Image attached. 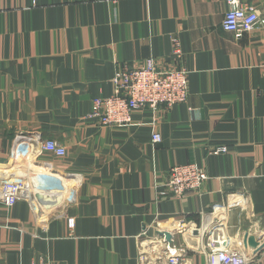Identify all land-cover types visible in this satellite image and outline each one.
I'll list each match as a JSON object with an SVG mask.
<instances>
[{
    "label": "crops",
    "instance_id": "0c3cea01",
    "mask_svg": "<svg viewBox=\"0 0 264 264\" xmlns=\"http://www.w3.org/2000/svg\"><path fill=\"white\" fill-rule=\"evenodd\" d=\"M243 1L264 18V0ZM227 11L226 0H0V181H26L11 208L0 198V264H170L167 246L189 245L200 250L188 264H206L211 232L264 264L243 238L254 230L264 243V23L237 36L223 28ZM173 37L187 102L137 110L130 126L88 117L118 68L175 64ZM43 140L66 155H37ZM21 141L29 154H14ZM186 163L209 179L164 198L169 168Z\"/></svg>",
    "mask_w": 264,
    "mask_h": 264
},
{
    "label": "built area",
    "instance_id": "2783aa9c",
    "mask_svg": "<svg viewBox=\"0 0 264 264\" xmlns=\"http://www.w3.org/2000/svg\"><path fill=\"white\" fill-rule=\"evenodd\" d=\"M226 1L228 11L223 21V28L226 31L242 36L246 32H253L264 23V18L258 13L254 5L243 0ZM172 43L175 64L163 67L154 58H150L144 65L138 67L118 68L113 79V94L109 97L94 98L88 117L103 127L130 126L137 110L156 112L161 107L167 109L187 102L189 99V70L181 65L183 49H181L179 38L173 37ZM152 141L154 143L161 142V134L154 132ZM36 148L37 155L48 152L56 157H63L67 153L66 148L54 140L38 142ZM31 150L30 142L21 141L15 148L14 154L27 155ZM226 151L225 146H218L212 152L216 154ZM167 177L168 180L160 193L164 198L176 197L179 199H182L187 193H199L209 179L206 171L193 163L172 165ZM46 180H54L57 183L60 181L55 176ZM46 180L43 183L44 189H57L50 187ZM25 185L26 181L22 178L0 181V198L11 208L22 197ZM215 210L217 209L215 208ZM74 226V219H69L68 227L73 230ZM188 227V222L182 219L178 222L177 231L184 234ZM205 238L208 239L209 247L206 252V264H250L248 256L240 247H233L231 239L216 237L212 232ZM190 248L200 250L199 247H192L191 245L180 248L167 246L169 263L188 264L187 253ZM141 257L142 259L145 258L143 253H141ZM32 264H51V262L46 258L39 257Z\"/></svg>",
    "mask_w": 264,
    "mask_h": 264
},
{
    "label": "water",
    "instance_id": "95a60500",
    "mask_svg": "<svg viewBox=\"0 0 264 264\" xmlns=\"http://www.w3.org/2000/svg\"><path fill=\"white\" fill-rule=\"evenodd\" d=\"M38 199V201H40L41 203L42 202H45L46 201V197L42 194H36L35 195ZM162 236H165L166 237V240H169L171 241L173 235L172 233L170 232H161L160 233ZM195 234H198V231L196 230L195 231ZM244 238V244L247 246V247H251L253 252L252 254L257 256L259 255V253H261L263 250H264V243H260L258 238H256L255 236V232L254 230H250L249 232H246L243 236Z\"/></svg>",
    "mask_w": 264,
    "mask_h": 264
},
{
    "label": "bare ground",
    "instance_id": "6f19581e",
    "mask_svg": "<svg viewBox=\"0 0 264 264\" xmlns=\"http://www.w3.org/2000/svg\"><path fill=\"white\" fill-rule=\"evenodd\" d=\"M10 179H14V178H10ZM10 179H9V180H10ZM22 192H23V191H22ZM164 237H165V236H164ZM165 238H166V237H165ZM245 254H247V253H245ZM247 255L249 256V254H247ZM248 259H250V257H248Z\"/></svg>",
    "mask_w": 264,
    "mask_h": 264
}]
</instances>
